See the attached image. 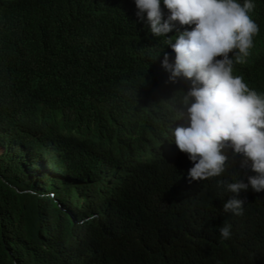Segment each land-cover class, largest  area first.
Returning <instances> with one entry per match:
<instances>
[{"label": "trees", "instance_id": "1", "mask_svg": "<svg viewBox=\"0 0 264 264\" xmlns=\"http://www.w3.org/2000/svg\"><path fill=\"white\" fill-rule=\"evenodd\" d=\"M252 2L259 34L234 75L264 93V0ZM120 10L131 20L0 0V264H264V192L241 191L235 216L217 185L247 183L251 162L226 149L221 176L190 182L171 135L190 82H168L162 61L195 26L157 37Z\"/></svg>", "mask_w": 264, "mask_h": 264}, {"label": "clouds", "instance_id": "2", "mask_svg": "<svg viewBox=\"0 0 264 264\" xmlns=\"http://www.w3.org/2000/svg\"><path fill=\"white\" fill-rule=\"evenodd\" d=\"M59 1L72 13L83 8L114 22L131 20L120 10L121 5H129L135 17L146 21V30L157 37L171 33L176 23L195 26L179 33L174 41L167 39V46L175 53L174 62L167 53L162 61L170 74L168 82L179 78L190 82L187 92L178 91L177 104L186 111H178L177 104L172 107L174 121L186 120L187 126L170 131L176 147L193 163L188 171L190 182L221 176L230 165L226 149H232L233 156H243L241 167L251 162L256 175L249 176L247 183L237 178L217 182L231 194L223 211L242 216L246 202L237 198L239 193L249 186L257 193L264 192V93L250 88L243 76L234 75V65L246 62L259 34V25L250 15L255 8L252 0ZM219 232L223 239H229L231 225L225 223Z\"/></svg>", "mask_w": 264, "mask_h": 264}]
</instances>
